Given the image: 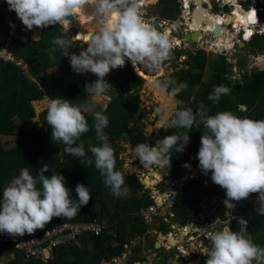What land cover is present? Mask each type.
I'll use <instances>...</instances> for the list:
<instances>
[{
  "label": "trees",
  "instance_id": "16d2710c",
  "mask_svg": "<svg viewBox=\"0 0 264 264\" xmlns=\"http://www.w3.org/2000/svg\"><path fill=\"white\" fill-rule=\"evenodd\" d=\"M156 5L162 6V13H159L161 20L175 19L179 14V0H159ZM168 7L169 11H173L171 17L165 16L164 10L166 11ZM260 20L264 21V13H260ZM0 21L11 27L12 33L5 35L3 43L6 44V51L16 57L14 60L0 57V136L17 138V143L6 149L0 143V200L3 197L4 187L13 177L19 175L22 168L27 167L30 173L35 176L39 174L40 168L45 164L49 166V170L44 173L46 176L50 177L54 171L66 178V186L72 190L71 195L74 200L78 199L75 192L77 183L88 187L91 195L89 203L82 206L80 212L72 219L54 217L44 229H38L33 234L24 236L13 237L0 233V254L13 256L8 264H113L112 259L120 258L125 253L126 246H130L129 256L132 264H136L137 260L143 264L145 256L142 245L139 243L131 245V242L134 239L132 233L141 236L146 232V225L142 223L136 212L152 202L149 194L136 196L132 190H126L127 195L125 196L112 195L110 187L105 185L104 177L100 175L94 162L92 165L80 163V160L84 158L78 159L67 154L64 151L65 145L51 137V126L46 121L47 108L40 110L34 119L35 114L31 101L40 100L44 94L47 95L45 98L49 99H68L73 104L82 107L83 114L89 124V131L81 134L77 144L81 139L96 140L85 150L88 158L92 157L90 148L101 145L102 142L97 139L94 128L95 114L83 110L84 101L89 94L85 91V85L95 81L97 77L90 72L76 73L70 66L68 55L76 52L79 40H71L69 32L61 24L41 28L38 38L32 40L29 38L31 30L27 29L22 22L16 23L12 14H3ZM61 36L70 40V47L62 49L52 43L54 38ZM250 44L254 47L257 46L256 48L259 49L256 50L259 52L263 50L262 45L259 46L256 41L251 40ZM1 45L2 43H0ZM175 53L185 57L182 63L177 65V69L172 72V79L167 80V76L158 77V81L168 82L167 92H171L172 88L178 87L180 84H187V88L175 95L177 103L174 113L185 108H191L195 112L203 103L209 115H215L221 111H231L238 116L251 118L252 113L261 108L263 110L261 119H264V90L260 92L264 86V75L258 76L259 73L264 74L262 64H256L260 66L258 68L261 70L260 72L251 70L250 76L243 72L241 79L232 80L233 63L227 60L222 51L215 52L216 55L213 57H207L202 49L192 53L179 48ZM18 58L25 63V68L17 63ZM131 64L129 60H126L125 67L113 69L114 73L107 74L110 77L108 83L111 85L108 90L110 99L101 111L108 117V126L103 131L115 151L117 162H119L122 148L117 144V141L123 131H127L128 135L131 134L129 142L134 147L142 142L154 141L153 135H144V127L140 124L142 115L138 105V89L143 83V76L139 75ZM206 64L212 71L208 80L205 81L202 80L201 73ZM220 85L227 87L229 93L222 95L219 102H214L208 98L209 94L213 93L215 86ZM236 86H239L237 103H233L231 89ZM256 89V93H259L257 98L253 96V91ZM130 90L133 92L130 93ZM240 105H245L246 109H242ZM135 116H138V119L131 127L130 120ZM163 120L165 119L161 118L156 124ZM205 131L203 124H200L199 127L194 124L191 129L161 127L159 134L162 138L175 132L181 135L189 132L190 139L194 141L190 152L172 150L170 153L172 156L171 166L169 165L168 168L165 166L164 171L176 170L175 172H177L186 163L199 162L197 153L201 135ZM175 160L178 161L179 167L173 168L172 163L176 162ZM127 177L130 180H135L133 174L127 175ZM142 185L137 182L136 188L140 189ZM221 188L212 182L211 172H209L207 176L204 175L202 182L186 184L183 192L174 199V211L177 214V210L180 211L178 207L183 204L185 206L183 217L187 221L197 219L200 213L199 193L212 191L217 194L222 190ZM249 205L253 206L244 201L236 206L234 217L228 223L233 231L239 230L236 218L241 217L240 213ZM256 208L258 207L255 206V210ZM101 216H106L108 223L104 225L100 235L94 236L85 233L78 237L79 246L71 244L57 247L53 251V258L47 263L33 258L26 259L22 252L14 250L9 242L2 240L3 238L10 241L26 240L39 236L53 222H85L93 219L100 221ZM245 219L248 221L247 235L252 238L255 244L264 247V216L256 213ZM150 248L153 249L152 244ZM162 253L165 255L168 252L162 251ZM207 259L208 257L205 256L201 264H206ZM194 260L195 264H200V259ZM153 264H167V261L162 260L157 263L153 262Z\"/></svg>",
  "mask_w": 264,
  "mask_h": 264
},
{
  "label": "clouds",
  "instance_id": "9594fccd",
  "mask_svg": "<svg viewBox=\"0 0 264 264\" xmlns=\"http://www.w3.org/2000/svg\"><path fill=\"white\" fill-rule=\"evenodd\" d=\"M6 2L9 10L14 11L22 24L29 30L34 26L44 28L49 25L61 24L66 26L67 31V26L70 25L68 19L70 15L76 16L78 13H83L87 5L95 6L94 14L101 20L99 31L87 41V47L82 48L79 54L68 55L70 66L74 72H90L97 77L95 81L85 85V91L92 95H102L111 88V85L105 80L106 75L113 69L125 67L126 60L131 61L135 67L146 64L153 69H158L162 62L169 58L174 47L167 32L159 31L155 26L145 21L140 11V0H6ZM179 3L181 6L182 0H179ZM244 3L246 4L243 5ZM233 4L238 5L240 11L245 12L249 9L256 11L259 23H264L260 20V13H264V0H233L224 7L223 12L228 10L225 12L226 15L232 14L231 5ZM202 5L207 7L204 3ZM209 5L211 9L212 7L214 9L217 3L212 0ZM228 5V9H226ZM258 8H262V10L258 11ZM214 13L219 15V11ZM179 14L177 20H183ZM169 24L175 25L172 22ZM223 24H230V22ZM241 31L243 32V30ZM183 34L178 33L180 38ZM263 34L264 30L262 34L256 31L252 32L248 42L240 34L236 38L238 41L244 42V45L241 46L244 47L246 43H250L252 37ZM52 43L62 49L70 47V40L63 36L54 38ZM195 43H199V41L197 40ZM179 47L182 48L184 45ZM259 54L261 53L257 54V60ZM8 55L9 57L6 59L14 60L16 58L10 53ZM152 86L160 91H166L168 82H161L157 79L152 82ZM185 88H187V84H180L178 87L172 88L169 93L174 97ZM228 93L227 87L215 86L213 93L209 94L208 98L219 102L220 97ZM155 111L165 119L168 128L191 129L194 124L197 127L203 124L206 131L201 135L197 153L202 173L207 176L211 172L212 182L225 189L224 204L228 209L237 206L233 201L239 202L242 199H247L252 193H258L257 201L260 206L256 208V212L258 215L264 216V119L241 117L231 111H221L215 115H209L203 103L195 112L191 108L177 110L170 119L165 116L168 111L167 105L158 107ZM46 121L51 126V137L65 145L64 151L67 154L78 159L84 158L80 160V163L92 165L94 162L100 175L104 177L105 185L110 187L111 194L114 196L127 195L124 190L125 173L116 170L115 151L103 131L108 126L106 115L101 112L94 115L95 132L97 139L102 143L100 146L90 148L91 158L86 156L84 145L77 144L81 134L89 131V124L80 105L73 104L68 99H49ZM188 133L181 135L175 132L172 135H167L158 139L155 146L144 142L139 143L134 149L136 157L139 158L143 166L161 168L171 166L172 156L170 153L172 150L175 152L184 151L190 141ZM184 166L190 167L187 163ZM48 170L49 166L45 164L40 168L39 174L34 176L27 167H24L20 170L19 175L13 177L4 187L3 197L0 200V233L13 237L33 234L38 229H44L54 217L74 218L80 212L81 207L89 203L91 195L88 187L77 183L75 192L78 199L74 200L71 195L72 190L66 186V178L54 171L50 177L46 176L44 173ZM152 186H149L150 190ZM222 195L220 196L222 197ZM225 215H231V213L226 212ZM205 217L207 216L200 218ZM236 219L239 224L238 231H233L226 224L227 226L222 230L221 227L213 228L214 232L208 234L210 248L207 252L206 264H264V247L255 244L252 238L247 235L248 221L242 216ZM166 238V232H163V239ZM138 240H135V244H141L144 253L150 249L153 243L147 241L148 247L145 248V243L142 244V241L138 242ZM162 240H160V246L154 248L153 245V249L167 251L162 246V242L168 243L169 240L168 238L165 241ZM172 242L174 243V241ZM76 245H80L79 241ZM131 245L134 244L131 242ZM167 252L173 254V250ZM161 255L163 256V254ZM183 259L186 260V264L187 261L192 260Z\"/></svg>",
  "mask_w": 264,
  "mask_h": 264
},
{
  "label": "rangeland",
  "instance_id": "374dc122",
  "mask_svg": "<svg viewBox=\"0 0 264 264\" xmlns=\"http://www.w3.org/2000/svg\"><path fill=\"white\" fill-rule=\"evenodd\" d=\"M159 0H157L155 3L153 4H149L148 6H142L140 7V11L143 15V18L145 19L146 22L150 23L151 25L155 26L159 31L162 32H166L165 30L169 29L171 30L170 32V40L171 42H173V49L171 50L170 56L167 60L163 61L161 66L158 69H153L149 66H147L146 64H141L138 65L136 68L139 69L140 72H142L143 76V83L141 84V86L138 89V97H139V108H140V114L142 115V117L140 118V124L144 127L143 129V133L146 136H150L153 135L154 136V141L153 142H147L148 144L155 146V143L158 139H162V137L159 134L160 128L161 127H168L167 124L165 123V120L159 122L158 124H156L158 121H160L161 114H158L155 109L158 107H162L164 105L168 106V112L165 114L166 118L170 119L173 117V113H174V109L177 103V99L174 96H171L169 92L167 91H160L159 89L155 88L152 86V82L158 79V77L160 76H167V80H171L172 79V72L174 70L177 69V65L182 63L183 58L185 57L184 55H177L175 52L177 51V49L181 48L179 46H183L182 49L184 50L186 48V50L184 51H190L192 53L197 52V50L202 49V51L207 55V57H213L215 56V52L217 51V49H214L213 45H211V42L214 41V39H216L214 41L215 42H225L230 43L229 38H228V33L231 32V34H233L234 30H231V27H228L227 30H223V33L220 34L219 36H215L213 37V35L210 34H203L201 33V41L199 43H189L191 40H186L184 37H182L179 41H180V45L177 46L174 44V40L172 38H180V36L178 35V29H183V25L184 23H180L182 22H186L184 20H180L179 22L176 21L177 17H175V19H171V20H161V16L159 15V13L161 14V10H162V6L156 5V3ZM203 2V0H201ZM204 3V2H203ZM246 3H244L243 5H245ZM215 6V5H214ZM170 7V6H169ZM169 7L167 8V10L165 12V16L166 17H171V15L173 14V11H169ZM229 5L227 6L226 9H228ZM204 8V5H203ZM204 10L206 11V9L204 8ZM214 11H211V13L215 16L216 20H221L222 17L219 15H215L214 12H218V9H216L214 7L213 9ZM232 10V8H231ZM180 11V10H179ZM225 12H228V10H225ZM3 14H12L15 17V21L17 22H21V20L17 17L16 13L14 11H10L9 10V6L6 2V0H0V17ZM187 20V19H186ZM163 21H165L166 23H164ZM169 22L175 23V25H173L174 27H177L176 30L173 29V27L169 24ZM183 24V25H182ZM65 30H66V26H62ZM68 28V32L70 34V39L71 40H75V39H81L79 40L78 43V47L76 50V54H79L80 50L82 48H86L87 47V41L99 31V27L98 24L96 22H94L93 20H87V21H70V25L67 26ZM9 32V34L11 33V27L8 26L7 23H4L0 21V43H2V45L0 46V57H2L3 59H6L7 57H9V53L6 51V45L4 42V38L5 35ZM38 33L35 34L34 32V27L33 29H31L29 38L32 40H35L38 38ZM262 37V38H261ZM219 40V41H218ZM251 40L256 41L257 44L260 46L262 45L263 50H261V52L257 51L259 48L254 47L253 45H251L250 43H246V45L244 47H240L239 46V41H237V38L234 39L232 41L233 43V49L230 52L224 51L222 53H224L227 57V60L231 63H233L232 65V80H236V79H241V75L243 74V72L248 73V75L250 76L251 70H257V71H261L258 68L260 66L256 65V64H262L261 66L264 67V35L262 36H254L251 38ZM250 40V41H251ZM249 41V42H250ZM257 49V50H256ZM222 50H220L219 52H221ZM256 52V53H255ZM261 53L258 55L259 59H261L260 61L257 60L256 56L258 53ZM243 60V61H242ZM257 60V61H255ZM258 61L260 63H258ZM131 64V61H129ZM17 63H20V65H22L23 68H25V63L22 62L19 58ZM256 63V64H255ZM132 67L133 64H131ZM186 66V65H185ZM212 69L210 68V66L208 64L205 65L204 69L202 70V80H208V78L210 77ZM114 73V70H111L109 75ZM262 73V72H261ZM109 75H106L105 80L108 82L110 77ZM264 74H258V76H262ZM177 87V86H176ZM264 90V86L262 87V89L260 90V92H262ZM254 93V97L257 98V96L259 95V93L257 92V89L253 91ZM47 95H43V97L38 100V101H31V105L33 107V111H34V119H36V114L44 109L47 108V102L49 100V98H45ZM110 99L109 93L108 91L102 95H92V94H88V96H86V99L84 101L83 104V110H85L88 113H97V112H101L102 109L105 107L107 101ZM176 100V101H175ZM232 102H233V97H232ZM234 103V102H233ZM157 116L159 117L157 119ZM262 117V116H261ZM134 118V117H133ZM130 120L129 125L132 127L136 121L134 122V119ZM136 128V127H134ZM130 140L128 138L124 139L121 141V146L124 149V152L121 151L119 158H122L123 161L120 162V166L118 168V170H120L122 173H125V183L126 185L124 186V190H132L134 192V194L136 196H141V195H147L150 188L149 186L152 185H148L146 183V180L144 177L145 174H151V178H153V173H156V175H159L160 173H164L165 168L169 167H158V166H151L152 167V171L149 170V166H143L140 163L139 158L136 157L135 154V147L132 146L129 142ZM96 140L92 139V140H85V139H81L80 143H82L84 145V149H88L93 143H95ZM193 139H190L189 143L185 146L184 152H190L193 144ZM0 143L2 145L3 148H9L14 146L17 143V138L16 137H1L0 136ZM199 149V148H198ZM177 160V159H176ZM175 160V161H176ZM173 168L175 167H179V163L178 161L173 162ZM176 170H171V172H175ZM133 174L135 175V180H130L127 175ZM160 176V175H159ZM137 182L139 184H143L142 188H136V184ZM222 190L219 191V193L217 192V194H214L212 191H209L207 193H202L200 192V215L201 217L204 216H209L210 213L214 212L215 213V221L212 223H205L204 226L207 228H220L221 225L223 224H228L229 221L232 219V217H234V214L236 212L235 208L233 209H228L225 205H224V209L222 210L221 213L216 214V208L217 205L219 203L224 202L226 196V192L225 189L221 188ZM223 194V196L221 197L220 195ZM186 198V196H185ZM253 198V197H252ZM252 198L250 199V197H248L247 199H242L240 201H246L250 204H252L253 206L249 205L246 206L244 208V210H242V212L240 213V216H242L243 218L245 217H249V216H253L255 215L257 212L255 210V206H260V204L258 203H253V202H249V200H252ZM158 201V200H157ZM236 202L233 201V203L236 205L237 203L240 204L242 202ZM182 206V208H181ZM181 206H179L178 208H180V211L177 210V214L179 216H177V220L180 223H188L189 221H187L186 218L183 217L182 213L184 214V205L182 204ZM230 211V212H229ZM231 213V215H225V213ZM205 214V215H204ZM222 214L225 215L226 219H222ZM232 216V217H231ZM100 222H102V225H106L107 222V217L106 216H101L100 218ZM191 221H196L195 219L191 220ZM210 225V226H208ZM161 231V233H160ZM132 236L134 237V239L132 240L135 241L137 239L138 242L141 241V239H143V244L146 243V240L149 242H153L152 245L155 244L154 239L157 238V240H162L163 239V230L162 227H158V223L153 224L152 226H146V232L144 235L141 236H137L135 233H132ZM184 238V237H183ZM169 239V237H168ZM162 241H165L164 239ZM194 246H195V252H193V254L191 255L190 259H192L191 261H187V264H195V260L194 259H200V264L203 261V258L205 256H207V252L210 248V240H199V239H194ZM169 243V242H168ZM150 246V243H149ZM187 247H190L191 249H194L191 245H186ZM90 249V248H89ZM130 246L126 247V251L125 253L120 257V258H115L112 259V263L113 264H131V258L129 256L130 254ZM144 253V252H143ZM163 254L162 251L157 250V249H149L146 250V252L143 254L145 256V260H149L150 263L152 264L153 261H159V256ZM148 255V256H147ZM150 256V257H149ZM12 255L8 256V255H4V254H0V264H8L9 260L12 259ZM163 261L166 260L167 264H186V260L184 259H178L176 257L173 256V254L170 253H165V255L163 254ZM185 261V263H184Z\"/></svg>",
  "mask_w": 264,
  "mask_h": 264
},
{
  "label": "built area",
  "instance_id": "2783aa9c",
  "mask_svg": "<svg viewBox=\"0 0 264 264\" xmlns=\"http://www.w3.org/2000/svg\"><path fill=\"white\" fill-rule=\"evenodd\" d=\"M211 1L212 0H203L204 4H206L209 10H213V7L211 9V6L209 5ZM203 2H201V5ZM213 2L217 3L216 9L219 11V16L224 18L226 15L225 12H223L224 7L228 3H224L223 0H213ZM181 4L182 8L180 9L179 17L186 21L183 23H185L187 26L183 25V29H180L179 32L181 34L184 32H192L194 30L188 26V23L193 21L191 16L195 13L194 10L197 8L196 0H182ZM259 10H262V8H258V11ZM240 12L248 21L247 27L251 28V33L256 31L259 34H262V31L264 30V23H259L256 11L249 9L245 12L242 10ZM177 21L179 22L180 19ZM180 23H182V21ZM173 25L174 24H172V26ZM233 25L234 24L231 22L230 24H222V28L223 30H227L228 27L232 28ZM203 27L204 28L201 29L204 30H202L201 33L205 34L206 26ZM173 29L176 30L177 27L173 26ZM241 30H243V32ZM208 31L210 32V35H213V29ZM235 31L236 34L232 35L231 38L229 37L231 32L228 33L230 43H227V40V42H211V45H213L214 49H217L216 52L220 50H222V52L232 50V41L236 39L239 34L245 41L248 42V39L245 38L246 28L240 26L238 29H235ZM201 33L197 37L199 42H202ZM213 37L215 36L213 35ZM189 165L190 167L184 166L177 172L166 171L162 173L159 180L151 187L149 192L152 202L141 207L136 213L141 219L142 223L147 226H152L153 224L158 223V225L162 227L163 232H166L167 238L169 237L172 241H174L173 245H170L167 242H162V246H164L167 251L173 250L174 257H183L187 259H190L193 252H195L193 240H209L208 234L210 232H214V229H206V227L199 226L197 221L180 223L177 220V214L173 208L174 199L183 192L186 184L190 182L199 183L204 179V174L199 167V162ZM158 197H160V202L157 201ZM200 214L201 213L198 214V218L201 217ZM225 226L227 225L223 224L221 226V230ZM103 228L104 226L97 219L85 222H55L35 238L26 240L16 239L13 241L3 238L2 240L9 242L14 250L22 252L26 259L33 258L38 259L43 263H47L53 258V251L57 247L68 244H78V237L80 235L84 233H90L94 236H97L102 232ZM183 234L188 235L189 238H193V240L185 237V241H182L181 235ZM167 238L165 240H167ZM141 241L143 244L144 240L141 239ZM186 245H191L194 249L190 250V247H187ZM44 251H46L47 256L44 255Z\"/></svg>",
  "mask_w": 264,
  "mask_h": 264
},
{
  "label": "bare ground",
  "instance_id": "6f19581e",
  "mask_svg": "<svg viewBox=\"0 0 264 264\" xmlns=\"http://www.w3.org/2000/svg\"><path fill=\"white\" fill-rule=\"evenodd\" d=\"M156 1L157 0H140V7H142V6H148L149 4H153ZM232 1L233 0H223L224 3H230ZM200 2H202V1L201 0H197V3H196L197 8L194 10L196 12L194 13V15L192 14V16H191V18H192V20H194V22L193 21L192 22H189L188 23V26H190V28H192V30H197V31H200V32L202 30H204V29H201V28H204L203 26H206V28H205L206 31H208L210 29L211 30L212 29H215V27H217L219 25H217V23L214 22L216 20H213V18L211 16H209V15L206 14V11L204 10L203 5H201ZM94 7L95 6H93V5H87L85 7V11L83 13H78L76 16L70 15L68 17L69 21H72V20L73 21H76V20H79V21L80 20L81 21L93 20L94 22H96L98 24V27H100L101 20H100V18H98L97 16H95L94 13H95L96 9L94 11L93 10ZM232 11H233L232 14L230 13L229 15H225L224 20H222L223 18L221 19L222 22L223 23H225V22H227V23L228 22L233 23L234 25L232 26V30L238 29L240 26H243L244 28H246L245 38L249 39L250 38L249 35L251 34V28L247 27L248 21L244 18V16L240 12V7H238V5H236V4H234V6H232ZM221 20H218V21H221ZM219 29H221V31H220L221 33L220 34H222L223 33V28L220 27ZM165 31L171 37L170 30L169 29L168 30L166 29ZM208 33H210V32L208 31ZM212 34L214 36L217 35V34H214L213 32H212ZM233 34H236L235 31L233 32ZM172 39L174 40V44L175 45L178 46L180 44V41L177 38H172ZM78 40H81V39L78 38ZM215 40L216 39H214V41ZM242 45H243V41L239 40V46L241 47ZM258 60L260 61L261 59H258ZM134 69H135V71L139 75L141 74V72L138 71L139 70L138 68L134 67ZM137 118H138V116H135L133 118L134 119V122L136 121ZM130 136H131V134L128 135V139L130 138ZM149 170L152 171L153 169L151 167H149ZM151 176L152 175L150 173L144 175V177H146L145 180H146V183L148 185H154L159 180V177H160L159 175H156V173H153V178H151ZM157 200H158V202H160L161 201L160 200V197H158ZM185 237L188 238V239L193 240V238H189L188 235L183 234V235H181L182 241H185ZM157 241H158L157 245L160 246V240H157ZM170 244H173V242L171 241ZM44 255L47 256L46 251H44ZM136 264H141V263L140 262H137ZM143 264H145V262Z\"/></svg>",
  "mask_w": 264,
  "mask_h": 264
},
{
  "label": "water",
  "instance_id": "95a60500",
  "mask_svg": "<svg viewBox=\"0 0 264 264\" xmlns=\"http://www.w3.org/2000/svg\"><path fill=\"white\" fill-rule=\"evenodd\" d=\"M196 2H197V0H196ZM93 10L95 11V7L93 8ZM195 12H196V11H195ZM193 15H194V14H193ZM197 20H198V19H197ZM219 28H220L219 26L215 27V29H213V33L218 35V34L220 33V31H221V29H219ZM40 29H41L40 27H35V26H34V32H35V33H38V34H39ZM200 33H201V32H200V31H197V30H194L193 32H185V33L183 34V37H184L186 40H191L192 42H196V41H197V37H198V35H199ZM205 33H206V34H209L208 32H205ZM243 45H244V42H243ZM243 45H242V46H243ZM184 50H186V48H185ZM138 71H139V70H138ZM140 75H142V72H141ZM238 88H239V86H236V87H234V88L231 89V93L233 94V102H234V103H237V96H238V94H237V89H238ZM129 92L132 93L133 90H130ZM124 94H126V93H124ZM241 107H242L243 109H246V106H245V105H241ZM262 114H263V110H262L261 108H259V109L255 110V111L252 113V117H251V118L256 119V120H259V119H261ZM127 136H128V132H127V131H123V132L121 133V135H120L118 141H117V144L121 145V141L124 140V139H126ZM121 151L124 152V149L121 148ZM121 161H123L122 158L119 159V162L116 163V166H115L116 170H118V168H119V164H120ZM222 196H223V195H222ZM224 205H225L224 202H223V203H220V204L217 206V208H216V213H221L222 210L224 209ZM204 215H205V214H204ZM214 217H215V213L212 212V213L209 214V216H207V217H205V218H199V219L197 220V223H198L200 226H203V225H204V222L212 223V222H214V220H215ZM221 217H222V219H224V220L226 219L225 215H223V214H222ZM216 231H217V230H216ZM132 244H135V241H133ZM158 246H159V245H157V241H155L154 248H158ZM144 247L147 248V247H148V244L145 243V244H144ZM162 259H163V256L160 255V256H159V261H155V262H156V263H157V262H161ZM145 264H151V263H150L149 260H146V261H145Z\"/></svg>",
  "mask_w": 264,
  "mask_h": 264
},
{
  "label": "crops",
  "instance_id": "0c3cea01",
  "mask_svg": "<svg viewBox=\"0 0 264 264\" xmlns=\"http://www.w3.org/2000/svg\"><path fill=\"white\" fill-rule=\"evenodd\" d=\"M204 8L206 9V14L207 15H209V16H211L212 18H213V20H216V18H215V16L211 13V11L207 8V7H205L204 6ZM216 15V14H215ZM192 19V18H191ZM232 35H235V34H229V37L231 38V36ZM258 63H260V62H258ZM256 64V63H255ZM254 70V69H253ZM176 101V100H175ZM191 151H192V149H191ZM149 167H151V166H149ZM152 168V167H151ZM249 197H250V199L252 198V200H249V202L251 201V202H253V203H258L259 204V202L257 201L258 200V193H252V194H250L249 195ZM240 202H243V201H240ZM245 202H247V200L245 201ZM239 203V202H238ZM238 203L236 204V205H238ZM257 207H259V206H257ZM156 241H157V239H156ZM157 243H158V241H157ZM137 262H139V261H137Z\"/></svg>",
  "mask_w": 264,
  "mask_h": 264
},
{
  "label": "flooded vegetation",
  "instance_id": "af4514ba",
  "mask_svg": "<svg viewBox=\"0 0 264 264\" xmlns=\"http://www.w3.org/2000/svg\"><path fill=\"white\" fill-rule=\"evenodd\" d=\"M232 6H234V4H233ZM222 20H224V18H223ZM222 20H221V21L216 20V21H214V22L217 23V25H219V26L222 28V24H223ZM220 24H221V25H220ZM220 33H221V32H220ZM220 33H219L218 35H220ZM219 37H220V36H219ZM189 43H193V42L190 41ZM158 227H161V226L158 225ZM168 242L170 243V242H171V239H169Z\"/></svg>",
  "mask_w": 264,
  "mask_h": 264
}]
</instances>
